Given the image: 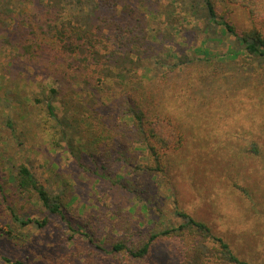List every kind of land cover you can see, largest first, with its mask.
<instances>
[{
	"label": "rangeland",
	"instance_id": "obj_1",
	"mask_svg": "<svg viewBox=\"0 0 264 264\" xmlns=\"http://www.w3.org/2000/svg\"><path fill=\"white\" fill-rule=\"evenodd\" d=\"M108 3L116 6L112 15L108 13L115 26L147 34L150 41L156 39L150 54L174 53L207 60L202 44L205 34L199 30L202 23L185 13L188 0ZM7 7L10 15H0V253L12 260L52 264V256L58 258L52 255L57 238V230L52 228L54 218L35 197L18 193L12 179L20 165L29 166L38 181L51 189L52 184L54 189L60 186L56 173L70 179L71 191L79 197L68 214L93 221L99 232L107 230L102 220L117 218L112 217L113 211L141 213L145 201L132 194L123 195L120 180L129 177L124 164L116 168L104 165L106 169L99 165L98 169L86 155L79 166L72 155L58 147L56 122L46 102L50 90L56 87L50 75L52 60L34 45L44 38L41 28L52 20V13L39 0L13 1ZM225 9L227 19L239 31L254 27L264 31V18L254 19L239 6ZM230 40L234 38L209 44L213 61L188 68L198 75L199 82L194 86L183 83L178 89L171 85L155 108L156 114L179 125L184 133L183 145L167 157L173 166L162 181L165 201L160 198L158 204L163 208L161 219L165 223L174 219L171 210L178 205L207 223L240 258L249 264H264V74L250 75L236 62L228 61ZM28 45L35 47L33 54L27 52ZM211 76L217 81L208 86ZM55 105V113L61 118L59 101ZM253 144L257 153L251 150ZM137 160L145 164L146 153H140ZM181 162L192 163L191 173L178 166ZM14 214L46 218L48 225L41 229L19 227L13 221Z\"/></svg>",
	"mask_w": 264,
	"mask_h": 264
},
{
	"label": "trees",
	"instance_id": "obj_2",
	"mask_svg": "<svg viewBox=\"0 0 264 264\" xmlns=\"http://www.w3.org/2000/svg\"><path fill=\"white\" fill-rule=\"evenodd\" d=\"M13 1L21 0H0V15H10L5 7ZM39 4L52 13V20L41 28L44 38L34 45L52 60L50 75L56 87L46 102L56 122L58 147L72 155L79 166L86 155L98 169L124 164L129 177L120 180L123 195L145 201L141 213L113 211L112 217L117 218L102 220L107 230L99 232L93 221L68 214L79 197L71 191L70 179L56 173L60 186L54 189L52 184L51 189L38 181L29 166L20 165L12 179L18 193L35 197L54 218L52 228H56L57 238L52 255L58 258L52 256V264H249L207 223L178 205L171 210L172 221L161 219L163 208L158 201H165L163 177L173 166L167 157L183 145L184 133L179 125L156 114L155 108L171 85L178 89L183 83L194 86L199 82L198 75L188 68L211 63L215 56L209 44L221 43L225 37L234 38L229 41L228 61L236 62L250 75L264 74V31L258 27L239 31L227 19L225 9L239 6L254 19L264 18V0H188L185 13L202 23L199 30L205 34L206 61L174 53L150 54L156 39L150 41L147 34L115 26L108 13L112 15L116 6H110L108 0H39ZM26 49L33 54L35 47L28 45ZM209 78L213 79L207 85L213 86L217 79ZM57 101L61 118L55 113ZM253 145L251 150L257 153ZM130 153L134 156L129 157ZM140 153H146L145 164L137 162ZM186 163L178 166L191 173L192 163ZM93 174L99 175L97 171ZM13 221L19 227L41 229L48 225L46 218L15 214ZM0 261L31 264L1 253Z\"/></svg>",
	"mask_w": 264,
	"mask_h": 264
}]
</instances>
